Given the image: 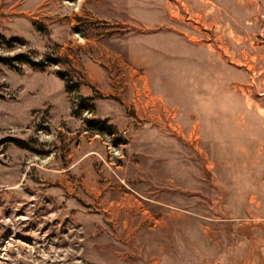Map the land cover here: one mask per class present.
Listing matches in <instances>:
<instances>
[{
  "label": "rangeland",
  "instance_id": "374dc122",
  "mask_svg": "<svg viewBox=\"0 0 264 264\" xmlns=\"http://www.w3.org/2000/svg\"><path fill=\"white\" fill-rule=\"evenodd\" d=\"M0 58V264H264V0H0Z\"/></svg>",
  "mask_w": 264,
  "mask_h": 264
},
{
  "label": "trees",
  "instance_id": "16d2710c",
  "mask_svg": "<svg viewBox=\"0 0 264 264\" xmlns=\"http://www.w3.org/2000/svg\"><path fill=\"white\" fill-rule=\"evenodd\" d=\"M25 61H26V60H25ZM26 62H27V64H29L31 67H36V64L32 63L31 61L27 60ZM0 63H4V64H7V65H12L11 62H10L9 60H7V59H3V58H0ZM70 88H71V87H70ZM90 124H91V126H92V125H97V123H95V122H91ZM96 127H97V126H96ZM98 131L105 132V133H107V134H109V135L111 134V128H107V127L105 126V124H99V125H98Z\"/></svg>",
  "mask_w": 264,
  "mask_h": 264
}]
</instances>
